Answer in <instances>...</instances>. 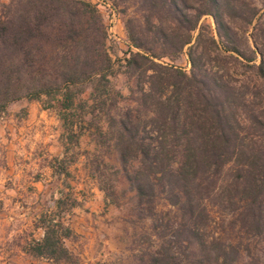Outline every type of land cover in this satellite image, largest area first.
<instances>
[{
    "label": "trees",
    "instance_id": "obj_1",
    "mask_svg": "<svg viewBox=\"0 0 264 264\" xmlns=\"http://www.w3.org/2000/svg\"><path fill=\"white\" fill-rule=\"evenodd\" d=\"M110 1L127 35L120 72L97 4L0 0V118L26 99L55 110L74 143L75 125L97 126V151L107 148L118 162H97L100 189L114 197L100 166L115 168L135 192V215L152 221L159 241L142 250V261L235 264L241 250L229 228L264 236V94L255 104L258 84L251 90L231 79L242 66L264 83V0ZM183 54L189 70L175 64ZM120 73L127 96L117 88ZM70 162L56 158L52 167L69 175ZM75 204L65 193L41 214L45 235L29 244L31 254L79 264L66 243Z\"/></svg>",
    "mask_w": 264,
    "mask_h": 264
},
{
    "label": "rangeland",
    "instance_id": "obj_2",
    "mask_svg": "<svg viewBox=\"0 0 264 264\" xmlns=\"http://www.w3.org/2000/svg\"><path fill=\"white\" fill-rule=\"evenodd\" d=\"M90 1L98 5L105 18L109 32V50L115 60L117 72L123 71L124 51L127 49L124 15L120 12L118 18L112 15L113 10L104 3L112 4L110 0H103L104 2L102 1L101 4L94 0ZM203 21L210 23L212 27L215 26L214 20L210 16H204ZM262 22L264 23V18ZM253 33L252 25L246 36L250 44L254 45ZM175 64L186 70H189L191 66L186 54L176 59ZM124 76L122 73L119 74L117 88L120 89L121 87L122 93L127 96L129 84ZM231 79L238 84H243V82L250 84L251 90H255L254 85L257 86L258 84L257 91H260L261 97L256 98L255 104L263 101L264 83L258 81L255 84L256 79L246 68L239 66L235 71H232ZM25 103L26 100H21L11 104L7 113L0 118V124L6 119H11L14 114H23L25 109H29V106L25 107ZM122 104L123 101L120 100V105ZM34 108L43 109L39 102H35ZM47 112L48 117L52 116L49 113H54L52 119L54 121L52 123L55 132L54 139L59 140L63 130L61 122L56 118L53 109H47ZM85 118L90 120L91 114L87 113ZM99 124L104 130L107 128L104 118ZM83 125H86V128H83L81 132L78 131V135L76 134L80 138V145L72 147L67 157L68 161L75 159L74 163L70 164L71 175L68 178L66 175L64 177L66 179L63 181L59 180L60 177L57 176L50 183L43 182L40 187L43 188V185L49 184L45 188L48 191L45 196L39 197L38 202L36 196L33 195V190L37 189L35 182L40 178L45 179L54 176L53 171L56 170L50 169L48 165L56 163V159L52 156L57 154L48 151L46 157H42L36 162L27 176L28 191L31 192L29 197L13 200L9 193L7 196H1L2 192H7V189L11 190L14 184L13 179L12 181L6 179L9 174V167L5 163V151L0 143V223L15 221L14 216L17 209H13V205L16 201L19 203L18 211H23L33 206L35 202H41L43 206L49 207V204H53L56 198L68 193L72 200L75 198L77 204L66 213V222L70 225L74 223L83 230L79 233L74 232L73 237L70 238V245L79 260V264H150L149 260L142 261L141 255L143 249L154 251L159 245V241L153 233L152 221L137 218L132 201L135 192L130 189L126 178L120 173H115V168L100 166V173L103 174L104 172L105 177L109 178V184L114 185V197L107 196L105 191L100 189L98 179L93 176L97 162L101 160L103 165L116 164L118 163L116 153L107 150L105 147L97 151L95 135L97 126H89L88 121ZM97 154L100 156L98 160L95 158ZM229 230L235 243L240 244L241 255L235 264H264V236H248L239 226H236L235 229L229 228ZM1 249L0 246V251ZM0 264L19 263L7 261L0 257Z\"/></svg>",
    "mask_w": 264,
    "mask_h": 264
},
{
    "label": "crops",
    "instance_id": "obj_3",
    "mask_svg": "<svg viewBox=\"0 0 264 264\" xmlns=\"http://www.w3.org/2000/svg\"><path fill=\"white\" fill-rule=\"evenodd\" d=\"M35 102L38 101L26 100L25 107L29 106V109H25L23 114H14L11 119H6L0 124V143L5 151V163L9 167V174L6 179L11 181L13 179L14 184L11 190L7 189V192H2L1 196H7V193H9L10 198H13V200L29 197L31 192L28 191V173L40 158L48 155V151L57 154L56 156L51 155L52 158L61 159L68 157L72 147L80 145V138L79 142L76 143L69 139L64 122L55 110L53 111L56 113V118L61 122L63 130L60 133L59 140L54 139L55 132L52 124L54 123L52 120L54 113H49L52 116L48 117L47 109L34 108ZM78 131L79 127L75 125L73 132ZM74 161L75 159H72L70 164ZM70 164L68 165L69 175H67V178L71 175ZM48 167L55 169L52 167V163ZM53 174L54 176L45 179L40 178L35 182L37 189L33 190V195L36 196L37 202L39 197L45 196L48 191L45 188L49 184L43 185V188L40 187L43 182L50 183L57 176L60 177L59 180L61 181L66 179L64 178L66 175L63 173L59 174L53 171ZM37 202L26 210L18 211L19 203L16 201L13 205V209H17L14 216L15 221L0 223V246L2 248L0 257L19 264H56L51 258L35 256L29 252V244L34 240H42L45 235L44 228L38 225L37 222L41 214L49 207ZM49 205L52 206L53 204L50 203ZM71 227L74 232L83 231L74 223ZM70 242V239H67V246L72 250ZM5 246H7L6 249H4Z\"/></svg>",
    "mask_w": 264,
    "mask_h": 264
},
{
    "label": "built area",
    "instance_id": "obj_4",
    "mask_svg": "<svg viewBox=\"0 0 264 264\" xmlns=\"http://www.w3.org/2000/svg\"><path fill=\"white\" fill-rule=\"evenodd\" d=\"M95 2L101 4L103 0H94ZM104 2V1H103ZM109 8H111L113 10L112 12V15L115 17V18H118L119 16V13L112 7V5L108 2H104Z\"/></svg>",
    "mask_w": 264,
    "mask_h": 264
}]
</instances>
